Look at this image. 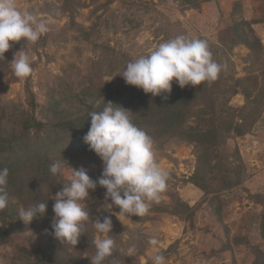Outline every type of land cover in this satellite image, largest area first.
I'll return each mask as SVG.
<instances>
[{"label": "rangeland", "instance_id": "374dc122", "mask_svg": "<svg viewBox=\"0 0 264 264\" xmlns=\"http://www.w3.org/2000/svg\"><path fill=\"white\" fill-rule=\"evenodd\" d=\"M18 6L20 10L27 9L45 20L49 30L35 44L23 40L12 42L17 49L11 61L6 62L9 58L6 53L5 59H0V118L7 114L16 116L18 105L27 107L26 98L30 97L27 89L35 95L37 102L43 103L54 88L59 90L66 83L78 84L80 78L93 71L100 73L102 80L107 82L113 76L123 78L118 73L122 72L126 61L147 54L154 46L176 35L184 34L209 42L213 59L222 65L218 76L232 78L231 84L235 86L227 100L228 106L236 110L245 108L247 117L250 110L256 112L250 131L230 135L226 142L232 154L230 159L243 166L245 180L240 186L218 193L219 203L214 201L210 206L203 201L204 192L189 181L197 163L198 151L194 144L185 139L163 143L161 138L154 137L157 162L169 172L167 189L161 194L159 203H150L145 216L121 217L119 220L112 215V231L116 236L113 251L118 254L117 264H152L151 258L157 253L165 257V264H251L253 255L244 238L264 250L261 235L264 204H255L248 197L264 193V105L251 107L258 100L253 86L263 85L260 80L264 74V0H114L111 3L106 0H18ZM88 31L87 38L85 32ZM241 38H245L246 43L241 42ZM21 50L30 57L33 68L31 75L23 79L14 75L12 62L15 54L19 58ZM112 50H118L119 58L124 62L122 59L110 65L105 62L99 71L94 63L100 60L101 52ZM251 77L257 80H251ZM173 84H176L175 80ZM211 90L212 86L208 85L206 91ZM127 91L145 94L137 87ZM201 91L203 88L199 85L185 86L183 92L174 95L173 103L174 100L181 101L186 94L197 95ZM201 99L197 100L199 108L208 103V99ZM193 113L185 120L186 129L198 120ZM237 115L235 112L234 117L238 120ZM28 135L31 137L30 149L41 146L44 140L47 142L45 128H30ZM72 139L73 135L59 133L57 138L52 137L56 144L48 147L55 159L61 156L57 159L64 165L61 177L68 180L70 167L78 169L82 166L91 178L97 179L103 169L101 159L91 154L81 155L78 151L75 155L71 151L65 155L63 149L70 144L66 141ZM82 142L78 141L76 145ZM203 176L204 181L211 177ZM62 187L54 189L49 186V197ZM105 191L97 186L85 201L90 219L84 225L86 239L81 241L79 249L88 246L90 250L93 247L90 245L102 238L94 222L109 215L97 211ZM178 200L194 208V216L189 217L188 213L179 210L171 211ZM12 202L16 203V200ZM21 208L24 207L17 203V212ZM114 210L119 211L118 208ZM49 225L47 221L35 219L23 231L2 239L0 264H13L15 257L23 260L26 253H30L27 261L39 257L41 247L50 236ZM88 225L92 227L91 232H88ZM103 235L111 237L109 233ZM87 238L92 244L87 245ZM151 238L158 240L157 246L149 243ZM240 238H243L242 242L238 241ZM220 241L225 243V249L216 253ZM132 248L135 251L129 255ZM86 256L83 254L82 258Z\"/></svg>", "mask_w": 264, "mask_h": 264}, {"label": "trees", "instance_id": "16d2710c", "mask_svg": "<svg viewBox=\"0 0 264 264\" xmlns=\"http://www.w3.org/2000/svg\"><path fill=\"white\" fill-rule=\"evenodd\" d=\"M112 1L114 0H106V3ZM85 36L89 37V31L85 32ZM256 39L261 46L259 37L256 36ZM240 41L246 43L245 38H241ZM16 49L12 45L6 52V56L9 57L7 63L13 58ZM119 57L118 50L101 52L100 60L96 61L94 66H97L101 71L105 62H108L109 65L113 62L119 63L120 59L124 62L123 58ZM129 61L125 62L122 71ZM94 77L97 79L95 80ZM231 79L218 76L217 80L211 83L202 82L199 86L203 88V91L197 95L186 94L185 98L179 102L174 100V103L172 100L174 95L184 91V88L177 84H173L171 93H164L160 96H152L150 93L142 95L139 92H128V88L136 86L126 84L124 78L113 76L107 82L102 80L101 74L96 71L80 78L78 84L66 83L59 90L54 88L43 103L37 102L35 95L30 89H27L30 96L26 98L27 107L18 105L19 113L16 116L5 113L7 116L0 118V169L5 167L9 169L8 185L5 188L8 194V204L3 210H0V241L10 238L12 233L23 231L28 226L19 217V212L16 210L17 203L27 208L31 204L47 201V213L39 220L47 221L50 224L48 227L50 236L41 247L42 254L39 257L27 261L30 258V253H26L27 256L23 260L20 257H15L13 264H91L89 256L95 255L96 248L89 241L90 236L87 238V245L92 244L90 246L93 247L88 250V246L78 248L82 244L81 241L86 239L84 234L81 235L75 247L70 244L62 245L51 234L54 213L48 188L49 186L54 189L59 188L68 180L63 179L61 175L53 176L50 171H47L49 166L61 157L55 159L50 155L53 151H50L48 147L56 144L52 140L53 136L57 138L59 133H68L70 136L73 135V139L66 141L70 144L63 149L66 151L65 155L69 151L75 155V152L78 151L81 155L91 154L99 158L94 151L89 150L83 137L90 128L89 113L101 110L107 101L113 102V107L118 105L130 109L133 112V122L144 128L153 140L154 137L161 138L163 143H167L174 139H185L194 144L198 151V154L196 153L197 163L189 181L204 192L203 201H207L210 206L214 201L219 203L218 193L242 185L245 180V175L242 174L243 166L241 163L235 164L234 160L230 159L232 154L229 153L226 142L230 135L238 136L250 131L256 118V112L250 110V115L247 117L245 108L236 110L228 106L227 100L235 90ZM253 79L256 78L251 77V80ZM260 81H263L261 87L253 86L254 91L257 92L258 100L251 104V107L264 105V74ZM208 85L212 86L211 92L206 91ZM260 93L263 94L259 97ZM164 96L167 98L165 99ZM199 98L206 101L208 99L207 106L199 108L200 103H197ZM192 102H194L193 105ZM58 108L59 110H57ZM235 112L238 113V120L234 117ZM192 113L198 117V120L194 126H189L186 129L185 120ZM30 128L38 130L45 128L48 132L47 142L44 140L41 146L30 149L28 147L31 142V137L28 135ZM81 140L82 144L76 145ZM204 174L207 178L209 175L211 177L204 181L202 180ZM26 187H32V189L27 190ZM40 195L42 198L39 197ZM208 195L209 197H207ZM248 197L255 204H264V193H254ZM13 199L16 200V203L12 202ZM177 210L188 213L189 217L194 216L195 213L194 208L181 200L176 201L171 208V211ZM91 229V225H88V232H91ZM113 233L114 231L109 233L110 238L115 240L116 236ZM261 235L264 239V222ZM244 240L251 248L253 255L251 264H264V250L259 245L251 244L246 237ZM238 241L242 242L243 238ZM224 245L225 243L220 241V248L216 253L223 251ZM83 254H87L86 258H82ZM117 255V252L113 251L112 256L107 258L104 264H117Z\"/></svg>", "mask_w": 264, "mask_h": 264}, {"label": "clouds", "instance_id": "9594fccd", "mask_svg": "<svg viewBox=\"0 0 264 264\" xmlns=\"http://www.w3.org/2000/svg\"><path fill=\"white\" fill-rule=\"evenodd\" d=\"M48 30L47 22L37 14L20 10L18 0H0V59H5L11 42L23 40L35 44ZM19 52V58L15 54L12 60L13 70L17 78L23 79L31 75L32 61L23 50ZM221 71L222 65L213 59L206 39L179 34L129 61L118 74L126 84L136 86L146 94L160 96L171 93L174 80L181 88L196 86L217 80ZM113 105L107 101L101 110L89 113L90 128L83 137L89 150L94 151L103 163L101 175L93 179L86 168L70 167L67 184L50 197L54 201L51 234L62 245L75 247L90 219L85 203L90 191H95L97 186L106 189L97 211L109 215L94 222L102 238L94 241L96 252L89 256L91 264H104L113 254L116 241L103 235L112 232V215L119 220L121 217L145 216L150 203L160 202L169 180V172L157 162L152 136L133 122L130 109ZM49 171L53 176L63 175L64 165L57 160L49 166ZM8 177L9 169H0V210L8 204L5 191ZM46 213L47 201H41L21 208L19 217L29 225ZM149 243L157 246L158 240L151 238ZM134 251V248L129 249V255ZM151 259L152 264H165V257L160 253Z\"/></svg>", "mask_w": 264, "mask_h": 264}]
</instances>
